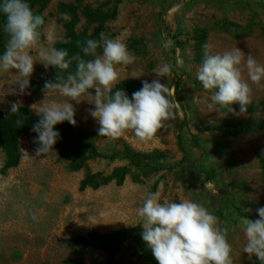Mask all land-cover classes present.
I'll list each match as a JSON object with an SVG mask.
<instances>
[{"label":"rangeland","instance_id":"rangeland-1","mask_svg":"<svg viewBox=\"0 0 264 264\" xmlns=\"http://www.w3.org/2000/svg\"><path fill=\"white\" fill-rule=\"evenodd\" d=\"M78 0H50L43 10L42 32L52 26L56 41L64 37L58 21L60 3L76 4ZM83 5L106 9L112 0H80ZM80 10L78 11V13ZM224 21L241 27L250 25L248 36L236 38L224 29ZM84 25L81 18L77 30ZM264 0H122L117 16L104 27V35L120 39L135 56L131 65H119L120 80L134 78L151 83L160 79L174 90L173 117L164 122L152 140L141 141L131 131L118 139L100 137L99 124L89 110L94 105L86 100L70 101L75 109L76 131H95L91 141L101 151L120 148L123 144L143 152H158L165 162L176 167L134 183L127 177L121 185L109 183L98 189H79L84 171L72 172L67 161L60 159L54 145L52 152L37 155V134L19 138L20 159L16 166L3 171L4 155L0 151V264H65L67 259L82 264H102L106 253L78 250L60 242L62 238L86 236L91 231L108 233L121 228L143 225L137 215L149 193H160V202L191 200L218 217L219 227L227 233L232 247L233 264H261L243 251L246 244L235 207L256 216L264 207V130L225 136L219 145L207 142L215 127L223 122H264V104L256 112L234 114L227 107L212 104L211 93L195 85L202 63L204 46L211 53L234 48L245 56L251 54L264 65ZM203 31L205 41L198 48L196 34ZM42 36V40H43ZM45 43L46 40L44 41ZM53 46V45H52ZM34 54V53H33ZM171 65L169 77H156L155 70ZM45 66L37 61L29 83L44 77ZM247 80V70L243 69ZM16 70L0 71V108L13 103L27 106L60 102L65 98L48 89L25 90L19 94ZM252 88V103L264 102V81ZM15 89V94L11 91ZM94 91V90H90ZM239 113V104H233ZM37 115V114H36ZM192 136H198L202 149L196 148ZM186 150L182 154L178 142ZM27 154V156L25 155ZM125 162L90 161L92 172L109 173ZM259 218V217H258ZM109 264H145L131 242L121 245Z\"/></svg>","mask_w":264,"mask_h":264},{"label":"clouds","instance_id":"clouds-1","mask_svg":"<svg viewBox=\"0 0 264 264\" xmlns=\"http://www.w3.org/2000/svg\"><path fill=\"white\" fill-rule=\"evenodd\" d=\"M0 14L5 18L3 30L8 37L5 51L0 55V71L16 70L19 94H25L37 61L45 68L52 66L58 70L55 81H47L44 89L58 92L65 99L32 106L40 117L32 129L37 133L34 141L39 144L37 155L52 152L60 136L54 131L55 125L64 121L76 125L75 109L70 101L86 100L94 105L89 114L99 124L98 134L111 139L131 131L141 141L152 140L164 122L173 117L174 90L160 79L144 81L131 98L123 90L113 91L120 82L117 66L131 65L136 59L120 39H110L102 33L100 41L87 40L80 46L85 57H92L86 60L79 53L69 56L67 50L52 46L57 38L54 27L42 32L43 16L35 14L25 0H2ZM73 64L75 68L70 71ZM245 68L247 80L243 75ZM155 75L169 77L171 65L165 63L155 70ZM196 79L211 93L210 107H227L229 112L239 115L252 103L248 80L260 86L264 81V65L238 48L213 54L205 45ZM15 92L13 89L11 94ZM233 104H239V113H235ZM19 108V102L11 104V114H17ZM16 123L21 125L22 119ZM137 215L143 220L142 239L157 264H233L227 233L218 226V217L204 206L187 199L160 202V193H149ZM257 215L256 220H242L246 238L243 251L264 264V207L257 209Z\"/></svg>","mask_w":264,"mask_h":264},{"label":"trees","instance_id":"trees-1","mask_svg":"<svg viewBox=\"0 0 264 264\" xmlns=\"http://www.w3.org/2000/svg\"><path fill=\"white\" fill-rule=\"evenodd\" d=\"M122 0H112L106 3V9L92 8L89 5H83L80 0L76 4L60 3L58 5V21L63 24L64 37L56 41L53 46L57 49H65L69 56L79 53L84 59L80 46L89 40H101V34H104L105 25L113 21L117 16L118 5ZM2 2V0H0ZM29 3L32 11L43 15V10L50 0H25ZM80 12L78 13V11ZM61 14H66L67 19L62 18ZM81 18L84 19V25L80 31L77 30ZM5 18L0 14V55L3 54L6 48L8 37L5 34L3 27ZM224 29L233 34L236 38L248 36L252 32V27L247 25L241 27L235 23L224 21ZM42 30V29H41ZM264 34V30H262ZM205 33L199 31L196 34V46L199 48L205 41ZM110 38L111 37H107ZM98 52L101 50L98 49ZM73 64L69 69L74 70ZM58 70L52 66L47 67L44 77L30 81V87L33 89H42L47 81H55ZM186 78L195 85H199L198 80ZM144 81L134 78H125L115 86L113 91L123 90L129 98L132 94L141 89ZM264 102L258 104H250L246 112H256L263 106ZM25 117V119H24ZM17 119H22V124L16 123ZM40 117L36 115L27 106H20L19 112L15 115L11 114L10 107L7 109L0 108V151L4 155L3 171H6L16 166L20 159V136L27 133H35L32 129L38 123ZM75 119V117H74ZM264 130V122H223L215 127V135L207 142L213 145H219L221 139L225 136L236 137L249 132ZM54 131L59 132L60 136L54 144V150L60 159L67 161L69 171L78 172L84 171L83 177L79 184V189L86 188L98 189L109 183L121 185L124 180L129 177L132 182L139 183L149 177L162 172L169 171L176 165H169L165 162V157L158 152L143 153L138 152L126 144L120 148H114L109 151L99 150L91 141V137L97 134L95 131H76L74 126L67 121L54 126ZM192 140L198 149H202L198 136H192ZM182 154L185 156L186 150L183 147L181 140L178 142ZM90 161H104L112 163L115 161L125 162V165L113 168L109 173L92 172L88 168ZM261 163L264 166V160L261 158ZM264 170V167H263ZM235 217L248 218L256 220L258 217L245 213L241 208L235 207ZM60 242L69 248L78 250H98L106 253V259L102 264H109L118 253L122 244L131 242L139 257L145 264H157L151 250L147 247L142 239V226L136 225L133 227L121 228L108 233H98L96 231L89 232L86 236H75L72 238H62ZM65 264H82L80 260L67 259Z\"/></svg>","mask_w":264,"mask_h":264}]
</instances>
